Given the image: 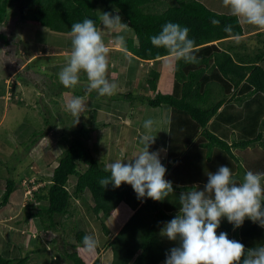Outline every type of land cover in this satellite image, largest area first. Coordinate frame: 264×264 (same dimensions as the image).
<instances>
[{"label":"trees","instance_id":"obj_1","mask_svg":"<svg viewBox=\"0 0 264 264\" xmlns=\"http://www.w3.org/2000/svg\"><path fill=\"white\" fill-rule=\"evenodd\" d=\"M156 2L160 1L0 0V44L5 47L13 42L9 34L2 30V26L3 28L7 26L10 17L16 18L18 24L38 27L62 35L60 37L67 45L69 44L65 48L70 53L69 32L73 23L90 18L99 25V14L96 11L98 6L105 7L104 12H109V7L114 8V15L118 12L122 21L131 29L126 34L127 51L121 52L129 61L127 62L126 59L124 77L112 71L115 68L113 69L112 64H109L108 73L111 71L114 76L108 78L115 82L120 79L122 85L129 81V77H132L133 83H136L135 80L138 79L136 84L141 93L138 97L140 104L152 109L166 107L170 110L165 132L166 140L164 145L159 147L163 149L161 154L165 157L163 159L167 168L165 179L172 182L174 189V194L167 199L155 202L147 198L137 199L132 187L127 184H122L119 188L109 184L106 188H102L99 180L110 176V173L105 171L107 163L96 159L87 144L91 139V132L96 129L92 128L94 119L90 118L92 113H96V109L91 108L87 112L88 122L79 120V123L74 126L61 123V125L64 124V131L57 142L62 150L57 165L53 168L48 183L32 193L33 201L39 203L38 206H34L32 201L25 206L23 221L33 220L38 231V234L29 241L32 242L31 248L24 252L19 246L13 247L10 252L5 253V256L0 255V264H28L34 255L44 254L42 253L44 248L40 247V239H45L43 233L56 230L59 221L55 220L70 214L72 205L77 200L84 203L89 201L86 203L87 208L99 220L100 228L105 236L111 234L106 221L120 203H125L134 211L118 233L108 238L105 243V248L111 251V264H164L168 250L175 246L165 245L161 240L160 231L164 223L177 214L180 206L179 193L197 187L202 190L207 182V173L216 172L221 165L230 167L238 181L242 180L245 172L254 171L249 167L248 156L241 154L240 158L237 157V149L244 150L261 142L264 136L261 131L264 128V122L262 121L263 126H260L257 137L240 142L232 140L231 144L211 133L208 130V123L223 105L228 103L240 105L255 93L264 95V67L258 64L264 61V50L256 55L254 61L243 62L238 55L235 57L229 50L221 49L214 44V42L233 38L223 30L228 25L232 26L234 34H238L239 37L243 35L242 26L235 17L212 12L196 0H167V2L163 1L167 6L161 12L144 10L145 5ZM212 19H218L220 24L212 25ZM167 22L178 23L190 30L189 36L195 40L198 47L195 55L199 58V63L185 64L180 61L177 64L174 61L172 93L162 94L157 90L161 77V61L169 55L164 49L153 47L150 37L158 34ZM12 33L13 30L10 34ZM256 38L264 39V32L256 34ZM20 44L26 46L22 50H27L30 57L37 52L43 55L47 53L43 47L34 45L29 47L25 42ZM109 56H111L110 53ZM148 61H152L153 66L149 67L148 72L143 76L144 69L139 65ZM136 66L142 72L140 74L142 76L139 77L141 80L132 74L136 71ZM62 67L64 66L60 64L55 65L54 68L60 71ZM25 68L27 66L23 70ZM115 76L118 77L117 80ZM243 82H246L252 90L244 96L236 97L237 88ZM85 83L87 80L82 74L80 85ZM93 91L94 93L85 89L81 94L74 92L73 96L92 95L94 99L97 98L94 105H99L103 98L106 104L109 98L121 93V90H118L112 97H101L95 90ZM120 96L123 100L134 103L135 98L132 99V93ZM121 125L125 126L124 130L133 129L126 124ZM65 126L68 128H64ZM142 134H145L144 131H140V136ZM141 147L142 145L138 147V151ZM69 180L74 182L72 190L68 189ZM14 186L12 180L5 181L4 192L0 197V209L9 202ZM218 230L226 232L229 239L240 242L238 228L229 224L226 218L222 220ZM85 235L86 233L78 231L75 234L76 243H69L70 251L66 247L60 251V256L67 263L100 264L98 249L92 253L84 249L82 241ZM246 241L247 239L245 243ZM34 244L38 245L34 246ZM10 253L14 256L6 258Z\"/></svg>","mask_w":264,"mask_h":264},{"label":"rangeland","instance_id":"obj_2","mask_svg":"<svg viewBox=\"0 0 264 264\" xmlns=\"http://www.w3.org/2000/svg\"><path fill=\"white\" fill-rule=\"evenodd\" d=\"M159 1L145 5L144 10L147 12H161L167 6L163 1L167 2V0ZM196 1L209 10L216 11L215 13L224 12L221 8L223 7L222 0ZM104 8L102 6L96 8L99 16L104 12ZM108 11L115 13L112 7H109ZM10 18L7 26L5 25L4 28L2 26V30L9 34L13 42L8 47L0 44V95H3L0 96V197L4 192L7 179L12 180L15 186L9 202L0 209V255L3 256L15 246H19L22 251L26 252L31 248L30 244L32 242L29 241L32 236L38 234L33 220L23 221L25 206L31 201L34 206H38L39 203L33 201L32 193L48 183L52 170L57 165V160L62 151L57 142L63 134V125L74 124V117L66 111V103L74 92L81 94L82 90L86 89L85 85L87 84L78 85L75 89H66L60 84L57 77L59 71L54 67L60 64L64 66L67 57L70 55L66 49L69 44L67 45L64 39L60 37L62 35L38 27L21 25L18 24L16 18ZM243 25L247 29L253 30V25L244 23ZM104 39L109 49H113L110 50L111 56H109L110 64H112L113 69L115 68L112 71L124 77L126 75L125 64L129 61L128 58L120 52L118 53L119 56L115 55V50H119V46L112 43L114 37L111 33L104 32ZM257 40L244 39L242 41L249 44L250 48L253 47L250 50H259L260 48L256 44ZM21 42L27 43L29 47H33V45L43 47L47 50V53L43 55V53L37 52L38 57H30L27 50H22L26 46H22ZM255 54H259V52ZM24 65L27 68L23 70ZM262 65L264 66V64ZM135 68L136 71L132 74L139 78L148 72L149 67H141L144 69L142 75H140L142 73L140 69L137 66ZM107 75L108 77L114 76L111 71ZM117 78L115 76L116 80ZM128 79L129 81L125 82L124 85H122L120 79L117 83L119 90H121L120 95L132 93V99L135 98L134 103L123 100L119 94L109 98L106 104H104L103 98L99 105H94L97 98L94 99L95 97H92V95L87 94L85 97L89 110L91 108L96 109V113H92L90 116L94 119L92 128L96 129L91 132V139L87 144L95 158L107 164L118 159L121 152H124L127 158L135 155L138 147L141 146L138 142L141 136L138 135L137 130L145 133L143 122L151 118L153 114H159L157 115L158 119L155 117L154 120L160 123L156 126L155 132L152 133L153 135L156 134V140L155 145H151L150 151L161 149L159 145H164L166 140L165 132L168 118L165 116L170 110L166 107L152 109L142 106L139 101L140 98H138L141 95L137 87L138 84H136L138 79L135 80L136 83L131 82L132 77ZM139 79L141 80V78ZM164 80L166 79H162V82ZM92 92L94 93V91ZM252 105L251 101L249 106ZM142 107H144L145 116L140 123H134L133 117L137 115L135 110L141 112L143 111H140ZM133 112L134 115L132 116ZM85 115H82L79 120L88 122V113H85ZM62 122L64 124L61 125ZM124 122L130 124L133 129L124 130L125 126L121 125L125 124ZM215 124L219 125L221 121L217 120ZM127 126L129 127V125ZM64 128L68 127L65 126ZM66 130L69 132L68 129ZM34 134L36 135L34 136ZM164 158V155L161 154L163 165ZM68 184V189L72 190L74 182L69 180ZM88 202L87 200L86 203ZM86 203L79 200L75 201L70 214L55 220L59 221L57 229L43 233L45 239H40V247L44 248L42 250L44 254L34 255L33 258H30L28 264H69L60 256V251L63 250V247L70 251L69 243H76L75 234L78 231H82L86 235H94L99 240L97 249L100 264H111V251L105 248V243L108 238L118 233L127 223L131 217V209L125 203H121L117 207L114 216L106 221L111 234L105 236L100 228L99 220L89 212ZM17 221L21 223L18 224ZM244 222L248 224V229L240 238L247 239V243H244L245 247L251 248L256 244H261L264 229H259L256 235L252 236L253 229L251 230L250 220L245 219ZM161 240L167 246H178L177 241H169L162 235ZM36 245L38 244H34V246ZM13 256L10 253L6 258H12Z\"/></svg>","mask_w":264,"mask_h":264},{"label":"clouds","instance_id":"obj_3","mask_svg":"<svg viewBox=\"0 0 264 264\" xmlns=\"http://www.w3.org/2000/svg\"><path fill=\"white\" fill-rule=\"evenodd\" d=\"M222 3L238 22L264 29V0H222ZM99 21L98 25L93 19L85 18L71 25V52L57 75L64 88L75 89L81 84L83 74L88 92L95 90L101 97H112L117 94L119 85L107 75L110 49L104 32L111 33L114 42L127 51L126 34L131 29L118 12L115 15L103 12ZM211 24L218 26L220 21L212 19ZM223 30L239 42L240 37L233 33L231 25ZM189 31L178 23L167 22L158 34L150 37V42L153 47L164 49L177 64L180 61L198 64L199 58L195 55L198 47ZM65 107L74 117L73 125L89 111L83 96H72ZM159 123L151 118L143 122L146 132L138 141L142 147L131 158L121 152L118 159L105 166L110 176L99 180L102 188L109 184L114 188L127 184L137 199L155 202L174 194L172 182L165 179L167 168L161 162L163 149L150 151L156 140V134L152 133ZM178 199L177 214L164 223L160 233L169 241L178 242V246L168 250L164 264H264V243L246 248L241 242L229 239L226 232L217 234L225 218L234 228L241 227L245 219L264 228V172L249 170L238 181L230 167L221 165L216 172L207 173L202 190L197 187L182 191ZM82 243L89 253L99 246L94 235H85Z\"/></svg>","mask_w":264,"mask_h":264},{"label":"crops","instance_id":"obj_4","mask_svg":"<svg viewBox=\"0 0 264 264\" xmlns=\"http://www.w3.org/2000/svg\"><path fill=\"white\" fill-rule=\"evenodd\" d=\"M203 5V4H202ZM224 12H221L219 14H230L228 12V9L225 8L224 6L221 7ZM208 9V8H207ZM211 11V10H210ZM213 12V11H212ZM216 12V11H215ZM243 29V35L240 37L239 42H236L234 38L226 39L221 42H214L215 45L219 46L221 49L224 50H229L230 53L233 56H239L243 62H252L254 61V58L256 57L255 54L257 52H261L264 50V39H259L257 40L256 34L264 32V29L258 28L256 26H253V30L247 29L244 27L243 23H240ZM257 40L256 44L258 45L259 50H250L253 49L250 48V45L245 43L242 40ZM249 48V49H248ZM257 48V49H258ZM256 49V48H255ZM113 50V49H111ZM119 47V50H115V55L119 56V52H123ZM117 53V54H116ZM38 57V54H34L32 57ZM168 61V62H164ZM258 64L263 66L264 61H260ZM173 65H174V60L170 56L165 57L161 61V80L159 79L158 84H157V90L162 93V94H171L173 90ZM140 67L142 66H148L151 67L153 66V62H143L139 65ZM264 67V66H263ZM167 73V74H165ZM165 75V76H164ZM162 79L164 82H162ZM164 84L161 85L160 84ZM252 88L246 83L243 82L240 84V86L237 88L236 91V97L244 96L248 93H250ZM252 101V106H249V103ZM142 106H144L142 104ZM136 108V107H135ZM144 107L140 108V111L143 110ZM256 110V111H255ZM134 111V110H133ZM136 111V116L133 117L135 120L134 123H140L142 119L145 116V111L139 112V110ZM160 113V112H159ZM134 115V112L132 116ZM159 114H153L151 119H154L155 117L158 119ZM132 116L130 117L132 120ZM228 116V118H226ZM167 119V123L169 122L170 118V111H168V114L165 116ZM129 118V119H130ZM226 118V119H225ZM257 119V122L255 123V120ZM221 121V124L217 125L215 124L216 121ZM264 122V95L261 93H255L251 95V97L238 105L237 103H228L223 105L216 113V115L209 121L208 123V130L213 133L215 136L218 138L226 141L228 144H231L232 140H236V142L240 141H247V140H252L255 137H257L260 126H263ZM125 123V122H124ZM126 125H129L132 127L130 124L125 123ZM254 126V127H253ZM264 127V126H263ZM249 129V131H248ZM262 133L264 134V128H262ZM138 135L140 134V131L137 130ZM232 138V139H231ZM241 154L243 156H248V161H249V167L253 168L255 172H264V136L262 137L261 142H257L252 146H249L248 148L242 150V149H237V157H241ZM165 166V165H164ZM123 204V203H122ZM121 205V204H120ZM119 209V208H118ZM117 210V208H116ZM116 210L113 212L111 216H114ZM134 213L133 210H131V215L132 216ZM117 219V218H116ZM252 226L251 230L253 229L252 236L256 235V233L259 231V229H264L260 227L257 223H252L250 221ZM248 229V224L243 223L241 227L238 228V234H239V240L242 244L245 243V240L243 238H240L242 236V233ZM221 230L217 231V234H219ZM262 238V235L260 234V239ZM262 240V239H261ZM264 240V237H263ZM262 240V243H264ZM246 244V243H245ZM170 246V245H168ZM172 246V245H171ZM162 264V263H160Z\"/></svg>","mask_w":264,"mask_h":264}]
</instances>
